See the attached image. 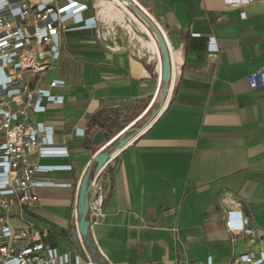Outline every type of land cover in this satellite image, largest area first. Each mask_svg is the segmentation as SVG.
<instances>
[{"label":"crops","instance_id":"0c3cea01","mask_svg":"<svg viewBox=\"0 0 264 264\" xmlns=\"http://www.w3.org/2000/svg\"><path fill=\"white\" fill-rule=\"evenodd\" d=\"M75 1L101 20V0ZM133 1L163 34L175 75L161 108L105 164V202L89 227L95 246L109 264H238L239 254L258 257L264 252V86L252 89L249 76L264 67V0L246 8L229 0ZM138 56L107 49L93 30L64 35L59 60L41 80L43 86L64 80V101L49 103L34 119L53 126L55 142L69 151L68 158L38 161L71 166L44 177L69 186L37 188L33 206H13L11 226L32 224L35 240L61 253L76 250L71 220L79 185L102 149L86 147L91 116L132 107L141 112L135 123L153 109L156 69ZM75 127H86L87 136L73 135ZM230 209L249 218L251 233L226 227Z\"/></svg>","mask_w":264,"mask_h":264},{"label":"built area","instance_id":"2783aa9c","mask_svg":"<svg viewBox=\"0 0 264 264\" xmlns=\"http://www.w3.org/2000/svg\"><path fill=\"white\" fill-rule=\"evenodd\" d=\"M229 1L242 8L250 2ZM87 10V5L75 0H65L60 6L55 5V0H0V264H95L83 247L82 254L77 249L61 253L35 240L30 231L32 224L18 228L8 222L13 206L31 207L37 202V188L69 186L44 177L71 166L38 161L68 158L69 151L65 145L55 142L53 126L34 117L44 113L49 103L64 101V80L53 78L46 86L41 84L43 74L56 65L61 56L64 35L77 29H89L100 37L101 20L86 16ZM241 16H245L244 11ZM212 39L208 44L215 48ZM249 82L252 89L264 86V67L253 72ZM73 135L85 138L86 127H75ZM116 151L111 152L110 158ZM105 164L91 177L90 221L100 215L106 198ZM225 215V225L230 231L252 232L249 218L240 210L230 209ZM77 222L76 213L71 220L73 229L77 230ZM235 261L264 264V252L258 257L242 253Z\"/></svg>","mask_w":264,"mask_h":264},{"label":"water","instance_id":"95a60500","mask_svg":"<svg viewBox=\"0 0 264 264\" xmlns=\"http://www.w3.org/2000/svg\"><path fill=\"white\" fill-rule=\"evenodd\" d=\"M129 5L134 10L138 16L144 20H148L149 18L138 9L137 5L134 3L133 0H128ZM152 28L156 35V40L159 44L160 52H161V79L164 82L163 90L161 93L160 101H159V107L158 110L161 108V106L164 103V100L167 96L168 87L170 86L172 82V69H171V59H170V52L166 43V40L164 39L163 34L158 30L157 26L151 21ZM149 123L147 121L143 126H146ZM95 126L99 129L92 135L91 142L92 147L95 150L101 149L93 158L94 162L96 163L94 173L97 172L110 158L111 152L107 149V146L105 144L110 140V138L113 137L109 132H107L105 129L102 128L101 123H95ZM133 134L128 136L127 138H120L118 145L116 149L122 147L129 138H131ZM115 149V150H116ZM90 175V168H87L85 171L78 190L77 195V201H76V213H77V230H72V239L76 246V249L79 253L82 254V247L80 241H83L84 237L87 234V231L90 227V219H87L88 215V203H89V191H90V183L91 178ZM88 251L94 252V248H90ZM98 251V250H97Z\"/></svg>","mask_w":264,"mask_h":264},{"label":"rangeland","instance_id":"374dc122","mask_svg":"<svg viewBox=\"0 0 264 264\" xmlns=\"http://www.w3.org/2000/svg\"><path fill=\"white\" fill-rule=\"evenodd\" d=\"M127 9L136 17V19H138L141 23H143L146 26V29H148L151 32V35L156 40L155 32H154V30L152 28V24L150 23L151 20L149 19V21H148V20H144V19L140 18L138 16V14H136L134 12V10L131 8L130 5L128 6ZM100 18H101V23H100V37H99V41L107 49H113V48H115V46H119V48L121 50H124L125 52H130V53L138 56L136 54L137 53V48L130 43V38L133 37L134 34L135 35H139L140 34V31L137 29L135 20L133 18H131L128 13H125V16L122 18V21H118V20L114 19L111 22L112 25H113V28H114L113 30H111V29L108 28L107 21L105 19H103L102 16ZM126 25H129L131 30L127 29L125 27ZM156 42H157V40H156ZM157 45L159 47L158 42H157ZM159 50H160V48H159ZM173 53H174V56H175L174 50H173ZM143 55H145L147 57V59L150 60L149 55L146 52H144ZM145 56H143V57L145 58ZM144 58H140V59L142 61L147 62ZM150 61H153V62L149 63V66H151L152 72H154L155 69H156L157 63L154 60H150ZM174 62H175V57H174L173 63ZM155 74H153V76L155 77V79L156 78H159V74L157 73V71H156ZM173 75H175L174 72H173ZM160 84L161 85L158 87L159 89L155 90V94L156 95H154V99H153V100H155L154 103H153V109H150V111L145 115V117L142 119L141 123L138 126H133L134 127V129L132 130L133 132L137 133V131L141 130V128L143 127V125L147 121H150L151 120V117H152L153 113L156 110H158L159 101H160L161 93H162L163 86H164V82H163L162 79H161V83ZM168 91H167V94H168ZM123 108H121V107L118 108L117 107L114 110L111 109L112 111H111L110 114L112 116L111 118H112L113 126L115 128H114V130H110L109 133L111 135H113V138L115 136H116V138L119 137L124 130H126L130 126L134 125V123H131V121H133V119H134L133 117H137V115H139L138 113H141V112H137L138 110H136L135 108L133 109L132 107H130L128 110H125V111H122V112L118 111V109H123ZM138 118H140V117H138ZM128 136H130V135H126L125 138H127ZM130 139L131 138H129V140ZM129 140H127V142ZM127 142H125L124 145Z\"/></svg>","mask_w":264,"mask_h":264},{"label":"bare ground","instance_id":"6f19581e","mask_svg":"<svg viewBox=\"0 0 264 264\" xmlns=\"http://www.w3.org/2000/svg\"><path fill=\"white\" fill-rule=\"evenodd\" d=\"M125 6L128 8L129 6L128 0H101V8L99 14H101V16L104 17V19L107 21L108 28L111 30L114 29L111 22L114 19L118 21H122V18L125 16V13H128L130 17L135 20L137 29L140 31V34L139 35L134 34V36L130 38V43L137 48L138 54L143 55V53L146 52L149 55L150 60H154L157 63L156 71L159 74V78L157 80L159 87L161 85L160 84L161 83V53L157 45V42L154 39V37L151 35V32L148 29H146V26L143 23H141L138 19H136V17ZM125 27L131 30L129 25H126ZM171 53H172L171 54L172 59L174 60L175 56L173 50H171ZM172 76L174 77L173 74ZM171 89H172V83L171 86L168 87L169 90L168 94H170ZM115 138L116 136L114 138L113 137L110 138L109 141Z\"/></svg>","mask_w":264,"mask_h":264},{"label":"trees","instance_id":"16d2710c","mask_svg":"<svg viewBox=\"0 0 264 264\" xmlns=\"http://www.w3.org/2000/svg\"><path fill=\"white\" fill-rule=\"evenodd\" d=\"M143 119V118H142ZM142 119L137 120L134 125L130 126L129 128H127L126 130H124L122 132V134L117 137L116 139H114L108 146L107 149L112 152L116 149L118 142L120 140V138H125L126 135H131L135 132H133L132 130L134 129L133 126H138ZM101 123L102 124V128L107 130V132H109L110 130L114 129L115 127L113 126V122H112V118L109 117V115L107 114L106 117L101 118L99 113H95L91 116L90 118V124H91V128H90V133L93 135L99 128L95 126V123ZM86 147L92 148L91 142L89 141L86 145ZM96 163L94 162V160L91 161L90 165L88 166V168H90V175L89 177L91 178L94 174V169H95ZM105 202V199L103 200V203ZM87 219H88V215H87ZM83 243L85 245V247L87 248V250H89L90 248H94L95 251L92 253L89 251V254L93 260V262L95 264H109L107 262V260L99 253V251H97V248L95 246L94 240L91 236V232L90 229H88L86 236L83 239Z\"/></svg>","mask_w":264,"mask_h":264}]
</instances>
